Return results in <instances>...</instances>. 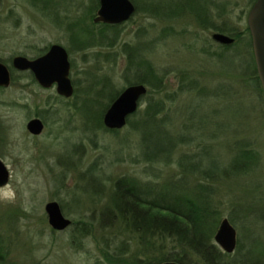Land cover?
I'll use <instances>...</instances> for the list:
<instances>
[{
  "label": "rangeland",
  "instance_id": "rangeland-1",
  "mask_svg": "<svg viewBox=\"0 0 264 264\" xmlns=\"http://www.w3.org/2000/svg\"><path fill=\"white\" fill-rule=\"evenodd\" d=\"M134 1L138 10L121 27L118 44L111 52L116 54V64L94 59V53L110 52L107 49L74 51L68 54L73 65L70 79L84 89L91 80L90 75L107 73L116 89H125L121 46L133 42L141 30L148 33L141 37L147 45L143 57L158 68L170 70L167 92L177 88V71L198 79L199 88L205 89L203 93L179 96L169 105L170 116L176 118L173 124L181 123V118H191L193 125H204L200 131L182 133L187 138L196 136L204 143L207 150L201 153L204 156L201 161L207 168L212 165L223 168L230 163L232 152L228 145L234 139L251 141L258 152L260 165L255 171L235 180L210 182L216 187L215 199L222 215L233 220L236 240L251 252L249 258L264 264L261 87L254 81L251 70L245 68V63H249L247 58L229 54L214 61L206 55L208 52L201 51L202 48L212 53L219 50L221 44L212 39V34L219 32L203 28L194 19L199 14L203 22L209 18L219 27L244 33L253 3L251 0ZM97 9V0H0V62L12 69L11 61L16 56L32 60L46 53L53 44L71 49L72 24L78 22L82 28L92 26L94 17L90 20V15L95 16ZM155 9L168 18L156 15ZM155 38H161L159 46L150 50L151 45L147 43ZM99 67L101 71L97 70ZM13 72L15 84L0 88V160L8 172L7 181L0 185V234L8 246L2 264H120L115 262L114 254L122 245L126 247L127 257L140 255L137 242L122 231L115 214L107 210L111 207L113 184L124 176L142 184L155 182L154 174L165 178L180 174L181 169L177 165L158 167L160 170L156 173L152 170L154 167L141 162L137 157L141 141L128 126L117 133L86 131L84 118L77 112L79 106L73 107V96L61 101L67 111L56 103L55 108L59 110L54 116L56 121L49 116L42 134L30 136L26 131L28 120L40 113L46 100L56 98L57 94L54 87L42 89L20 75L22 72ZM176 107H181V117L173 115ZM174 132L179 133L180 129L176 126ZM149 147L152 148L151 142ZM193 150L195 145L181 151L190 154ZM191 164V160L184 161L186 167ZM92 167L95 169L91 171ZM49 202H57L63 215L78 225L64 231L52 230L44 210ZM105 211H109V216L101 217ZM239 254L242 252H234L228 259L234 264ZM253 263L256 262L250 264Z\"/></svg>",
  "mask_w": 264,
  "mask_h": 264
},
{
  "label": "trees",
  "instance_id": "trees-1",
  "mask_svg": "<svg viewBox=\"0 0 264 264\" xmlns=\"http://www.w3.org/2000/svg\"><path fill=\"white\" fill-rule=\"evenodd\" d=\"M251 1L254 3L256 0ZM153 12L158 16L168 18L164 12H159L156 9ZM93 17L94 15L91 14L90 20ZM218 17L220 18V16ZM194 19L205 29L225 33L234 38L232 44L218 45L219 50H215L213 53L210 52V49L206 50L205 48H202L201 51L208 52L206 55L214 61H219L229 54L243 59L247 58L249 63H245V68L251 70L252 75H255L254 81L259 86L248 29L246 28L244 33H237L234 29L219 27L211 18V20L208 18L203 22L199 14H196ZM72 28L74 29L73 47L67 50L68 54L96 48L107 49L110 52L94 53V59H102L104 63L110 65L116 64V54L111 52L117 46L122 33L120 26L101 24L97 28L93 24L88 28H82L78 23H75L72 24ZM147 34L146 31L141 30L137 32L133 42H126L121 46L120 54L125 62L122 79L127 86L143 85L147 88L146 96L140 103V107L142 105L144 107L142 109L139 107L137 112L128 118L126 126L129 127L132 134L138 135L141 141V149L137 151L139 154L137 157L141 162L154 167L152 170L156 173L160 170L157 169L158 167L167 168L172 165H177L181 172L165 178L154 174L155 182L150 181L143 184L129 176L121 177L114 182L110 197L111 207L107 210L115 214L122 231L129 233L141 248L140 255L134 254L127 257L126 247L124 245L117 247L114 254L115 262L120 264H163L165 262L233 264L228 259L230 254L222 252L214 241V236L224 216L215 199L216 187H213L210 181L235 180L255 171L260 165L259 154L252 147L251 141L243 138L234 139L228 145L232 152L230 163L223 168L213 165L209 168L206 167L201 161L204 158L201 153L207 150L204 143L202 144L196 136L187 138L182 133L187 130L200 131L204 125H193L191 118L184 120L181 118L182 122L186 120L189 121V124L182 122L173 124L176 118L173 119L169 112V105L174 104L179 96L186 93H194V96H199L205 89L199 88L198 79L190 77L183 71H177L179 73L177 88L173 92H167L170 84V70L158 68L143 57L147 45L142 42L141 37ZM160 40L161 38H155L147 43L151 45L149 49H156ZM97 70L101 71L102 69L99 67ZM13 71L11 69V86L16 81ZM84 73L88 74V72ZM225 74L228 75V73ZM241 74L237 73L236 75L242 76ZM20 75L31 80L32 84H36L31 73L22 72ZM90 78L89 84L84 89L78 87L77 81H72L74 86L73 107L78 108L79 106L77 112L84 118L86 131L102 130L105 133H117L118 131L104 128L102 118L107 108L123 90L116 89L115 83L107 73L97 76L90 75ZM260 92L262 94L261 88ZM45 103H58L64 107L59 98L52 101L49 98ZM64 108L66 111L68 110L67 107ZM180 108L176 107L173 115L181 117ZM57 112L59 113L58 109L54 110L50 119L53 118L56 121L54 116H57ZM43 113L46 115L49 112L44 111ZM41 114L40 116H42ZM42 117L48 124L49 118ZM176 126L180 129L179 133L174 132ZM211 138L213 140L215 136L212 135ZM149 142L152 143V148L149 147ZM193 145H195V150L192 153L184 154L181 151L187 146ZM186 160L193 161V164L188 167L184 166ZM93 169L95 168L92 167L90 170ZM234 210H237L236 207ZM109 211L102 213L101 217L106 216ZM227 219L231 226L234 225L232 219ZM77 225V223H72V226ZM5 241L3 234H0V264L8 251ZM246 249L242 243L236 240L235 252H242V254L238 255L234 264H250L252 261L256 262L253 264H260L258 260L249 258L251 252ZM242 256L245 258L240 259Z\"/></svg>",
  "mask_w": 264,
  "mask_h": 264
},
{
  "label": "water",
  "instance_id": "water-1",
  "mask_svg": "<svg viewBox=\"0 0 264 264\" xmlns=\"http://www.w3.org/2000/svg\"><path fill=\"white\" fill-rule=\"evenodd\" d=\"M135 8L130 0H99V9L93 22L105 25H120L127 22L134 14ZM246 24L251 39L252 54L254 58L257 77L264 99V0H256L251 6ZM212 39L221 45H230L233 39L222 34H212ZM13 70L30 72L35 82L43 89L55 88L58 96L65 99L72 98L74 86L70 79L71 64L67 50L59 44H53L42 56L27 59L16 56L11 61ZM11 73L5 64L0 62V88L7 89L11 84ZM147 88L143 85L127 86L110 104L105 111L102 123L107 130H121L126 126L130 116L140 107L142 99L146 96ZM43 123L34 118L27 122L26 131L31 136H39L43 132ZM8 172L0 160V185L5 183ZM48 225L54 231H64L71 227L72 222L67 219L57 202L45 205ZM215 244L226 254L233 253L236 247V232L227 218L222 219L214 236ZM163 264H177L165 262Z\"/></svg>",
  "mask_w": 264,
  "mask_h": 264
},
{
  "label": "flooded vegetation",
  "instance_id": "flooded-vegetation-1",
  "mask_svg": "<svg viewBox=\"0 0 264 264\" xmlns=\"http://www.w3.org/2000/svg\"><path fill=\"white\" fill-rule=\"evenodd\" d=\"M131 2H132V4L134 5V8H135V12H134V14L137 12V10H138V6H137V4H136V2L134 1V0H130ZM97 5H98V9H99V0H97ZM42 9H43V7H41ZM83 9H85V6H84V4H83ZM98 9H97V11H98ZM97 11H96V15H97ZM134 14H133V16H134ZM96 15L94 16V18L96 17ZM132 16V17H133ZM131 17V18H132ZM94 18H93V20H94ZM130 18V19H131ZM129 19V20H130ZM128 20V21H129ZM127 21V22H128ZM127 22H124V23H122V24H120V25H115V26H120V27H122L124 24H126ZM78 23V22H77ZM94 23V22H93ZM95 24V23H94ZM102 23H97V24H95V25H101ZM105 25V24H104ZM84 26V25H83ZM110 26H114V25H110ZM86 27V26H85ZM84 27V28H85ZM42 56V55H41ZM12 68V67H11ZM9 70H10V73H11V76H12V72H11V69L9 68ZM14 71H16V70H14ZM17 72H19V71H17ZM30 73V72H29ZM32 75V74H31ZM33 76V75H32ZM34 78V77H33ZM35 81V80H34ZM36 83V82H35ZM11 84H12V78H11ZM11 84H10V86H11ZM36 85H38L37 83H36ZM39 86V85H38ZM40 87V86H39ZM41 88V87H40ZM43 89V88H42ZM56 98H59V99H61V101H62V99L63 100H67V99H65V98H63V97H60V96H56ZM56 98L55 97H53L52 99L50 98V101H52V100H56ZM49 100V99H48ZM55 105L56 104H47V103H44V105H43V109H41V111H40V113H38V116H37V114L35 115V117H33V118H31V119H34V118H38V119H40L41 121H42V123H43V126H44V128H45V126H46V123H45V121L42 119L43 117L42 116H44L45 114L43 113L44 111H46V112H49V113H47L46 115H47V117H49V116H53V112H54V110H56V108H55ZM67 106H69V104L67 105ZM42 113V114H41ZM40 114L42 115V116H40ZM45 115V116H46ZM30 119V120H31ZM29 121V120H28ZM44 128H43V130H44ZM29 134V133H28ZM30 135V134H29ZM31 136V135H30ZM32 137H34V136H32ZM36 137H38V136H36ZM235 252V249H234V251H233V253ZM233 253H231V254H233ZM230 254V255H231Z\"/></svg>",
  "mask_w": 264,
  "mask_h": 264
}]
</instances>
